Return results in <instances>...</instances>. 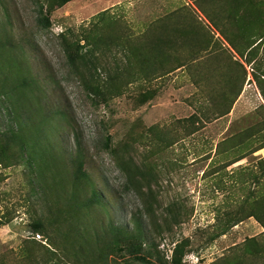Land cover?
<instances>
[{"label": "rangeland", "instance_id": "1", "mask_svg": "<svg viewBox=\"0 0 264 264\" xmlns=\"http://www.w3.org/2000/svg\"><path fill=\"white\" fill-rule=\"evenodd\" d=\"M37 2L0 0V41L7 37L20 48L0 49V130L25 125L28 147L23 161L16 148L0 162V264H72L69 246L59 242L51 249L50 238L33 234L32 224L50 206L61 207L55 203L61 177L66 175V200L89 194L87 184L71 177L65 156L73 151L74 139L105 202L103 208L84 211V226L97 225L104 213L125 225L132 212L148 204L155 212V221L146 223V262L115 251L107 264L246 263L250 253L262 250L264 227L258 219L264 222V148L251 150L264 142V31H255L256 49L244 50L240 58L213 30L216 57L200 52L192 66L160 78H140L138 56L124 43L109 48L105 73H89L81 65L77 72L67 64L61 35L68 43L76 40L91 28L96 14L108 10L129 45L138 48L148 21L185 6L196 11L194 0H70L48 7L50 27L45 30L36 16L39 6L48 3ZM221 43L246 69L234 102L243 72H229L226 54L231 52L220 51ZM25 78L33 80L31 86L23 84ZM228 107L227 114L210 121ZM189 126L197 132L189 135ZM250 128L262 132H251V141L234 147L237 141L229 139ZM223 139L228 141L223 144ZM169 209L184 215L167 232ZM228 213L242 221L212 240L215 227L228 223ZM46 232L51 238L61 235L55 228ZM185 239L183 254H173ZM249 239L257 241L250 251L244 243Z\"/></svg>", "mask_w": 264, "mask_h": 264}, {"label": "trees", "instance_id": "2", "mask_svg": "<svg viewBox=\"0 0 264 264\" xmlns=\"http://www.w3.org/2000/svg\"><path fill=\"white\" fill-rule=\"evenodd\" d=\"M37 1V4L40 3L39 0ZM68 1L70 0H46L48 4L45 8H43V5L39 6L36 16L38 27L41 30L48 29L50 27L48 9L61 7ZM194 2L197 7L196 11L191 7L185 6L169 14L166 13L156 17L153 21H148L144 27H146V30H152H149L147 35L142 38V43L138 48L133 47L132 43L129 45L130 38H126L123 34L119 20L113 18L114 13L104 10L93 17V22L89 24L91 28L83 30L80 37L78 36L76 40L68 43L67 36L61 35L67 64L72 70L77 72H79V65H81L88 69L89 73H96L99 70L105 73L109 66L104 60H107L106 56L109 48L112 46L120 48L121 43H124L123 47L126 45L133 56H138L137 71L140 78L148 80L152 74L157 75L155 78H160L174 73L177 69L192 66V63L197 59V54L200 52L212 58L216 57L218 54L214 49V45L217 41H214V36L211 34L213 30L228 44L233 54L240 58L244 50H248L246 54H250L256 49L255 43H253L251 38L255 36L256 30L264 31L263 2H259V0H194ZM4 13H6L5 9ZM200 15L206 22L202 21L203 19L200 18ZM6 38L4 37L0 41V49H7L13 52L20 50L12 41H6ZM222 49L224 53L229 50L228 48L225 49L224 44L221 43L220 51ZM232 52L230 55L226 54L230 60V65H228L227 69L230 72L234 68H238L243 72L239 92L232 99V102H234L241 93L246 79V69L240 61L233 59ZM114 67L117 70L119 69L118 65H114ZM109 79L112 78L109 77ZM32 83L33 80L26 78L23 80V84L26 87L31 86ZM229 109L230 107L227 108L225 113H215L210 121L224 116ZM59 114L63 115V113ZM16 124L14 123V126H10L6 130H0V162H3L6 154L16 148L19 150L18 158L20 161H23L28 153V147L23 138L25 125L19 123L16 127ZM196 129V126H189V135L197 132ZM250 129L239 132L229 141H237L234 147L237 145L244 147L245 143L252 139L251 132L256 135L262 132V130L257 132L256 128ZM164 139H166L165 136ZM164 139L161 141H164ZM226 141L228 140L223 139L221 143L225 144ZM104 146L108 148V142H105ZM263 148L264 142L259 144L257 148H253L251 153ZM81 151L80 142L74 139L73 151L68 152V155L65 154V156L72 165L71 177L77 183L89 186L88 196L72 195L66 200L63 190L66 175L61 177L58 181V191H55V203L60 204L61 207L53 210L49 205L50 210L48 213L33 221L32 233L50 238L48 246L51 249L58 248L59 242L63 246H69L70 250L67 253L70 255L72 264H107L109 255L115 251L120 254L125 252L130 257L146 262L143 256L145 248L148 247L144 245L146 234H148L146 223L148 218H152V221L153 219L155 221V212L152 211L151 204L144 206L142 210L138 209L132 212L125 225H118L106 213L100 215L97 225H89L87 227L82 223L84 211L97 207L103 208L105 202L103 196L89 178L90 175L85 170V162ZM12 155L14 156L15 153H12ZM61 156L64 158L63 151ZM237 161L235 160L230 164ZM64 209H68V215L65 214ZM182 213V210H179L176 214L171 209L167 211L165 219L167 221V232L170 231L173 224L180 225L184 215ZM228 215L230 219L226 225L222 226L219 224L215 227L216 232L212 240L224 235L231 227L242 221L236 215L231 213H228ZM249 217L255 216L253 214ZM171 219L172 223H170ZM258 222L264 227L263 221L258 219ZM49 228H55V231L57 229L61 235L56 238L48 237L46 229ZM187 243L188 240L185 239L180 245L174 247L173 254L179 253L182 255V250ZM244 243L247 249L249 248V251L252 247L257 246L255 239L246 240ZM54 253V251L51 252V254ZM245 261L247 264H264V248L262 250L255 249ZM246 263L238 260L233 264ZM49 264L57 263L50 262ZM214 264L224 263L222 260Z\"/></svg>", "mask_w": 264, "mask_h": 264}, {"label": "crops", "instance_id": "3", "mask_svg": "<svg viewBox=\"0 0 264 264\" xmlns=\"http://www.w3.org/2000/svg\"><path fill=\"white\" fill-rule=\"evenodd\" d=\"M149 30H152V29H149ZM149 30H148V29L146 30V27H145V30H144V31H145V33L147 34V33L149 32ZM196 60H197V59H196ZM181 70H185V68L177 69L175 72H177V71H181ZM175 72H174V73H175ZM174 73H172V74H174ZM172 74H170V75H172Z\"/></svg>", "mask_w": 264, "mask_h": 264}]
</instances>
